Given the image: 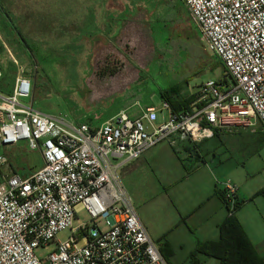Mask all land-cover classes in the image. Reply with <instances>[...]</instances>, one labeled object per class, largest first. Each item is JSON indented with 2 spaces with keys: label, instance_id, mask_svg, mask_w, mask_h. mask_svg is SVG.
I'll return each instance as SVG.
<instances>
[{
  "label": "built area",
  "instance_id": "1",
  "mask_svg": "<svg viewBox=\"0 0 264 264\" xmlns=\"http://www.w3.org/2000/svg\"><path fill=\"white\" fill-rule=\"evenodd\" d=\"M182 1L230 80L206 81L199 106L159 123L154 108L137 118L121 111L92 128L35 108L23 71L9 93L0 92V264H169L140 221L121 168L162 142L196 147L255 120L264 132V0ZM19 144L42 159L28 175L10 169L4 153ZM224 188L233 209L236 187ZM79 204L89 221L74 226ZM66 229L71 236L58 241Z\"/></svg>",
  "mask_w": 264,
  "mask_h": 264
},
{
  "label": "rangeland",
  "instance_id": "2",
  "mask_svg": "<svg viewBox=\"0 0 264 264\" xmlns=\"http://www.w3.org/2000/svg\"><path fill=\"white\" fill-rule=\"evenodd\" d=\"M112 9L125 10L128 23L96 55H89L93 39L84 31L90 20L88 15L92 14L93 31L100 36L108 31L101 15L106 17ZM1 19L26 44L23 41L12 44L4 38L8 45L18 47L15 50L2 48L0 42V92L7 93L23 71L32 79L31 99L35 108L71 123L99 124L129 104L139 101L147 105L152 93L156 95L153 103L159 105L157 95L169 87L184 85L196 90L208 80L219 81L227 76L219 59L209 53L182 0H0ZM1 25L0 36H3ZM141 48H147L148 57L154 58L147 66L139 65L141 79L116 91L112 90L115 81L110 80L111 94L101 95L100 81L109 78L101 72L118 68L127 72L128 57ZM236 134L239 133H229L231 143L226 142L227 147L219 149L220 159L226 166L230 165V169L225 167L220 171L219 177L223 184L230 182L243 190H257L253 201L264 206V138L250 129L245 135ZM4 153L9 168L23 175L42 164L40 154L24 144L7 148ZM187 193L185 190L179 194L186 208L192 205ZM166 195V191L148 186L136 196V201L131 198L135 210L155 230L156 234H151L153 240L157 245L161 239L168 240L174 254L172 264H218L215 258L200 251L203 238L198 232H190L183 225L176 227L181 219L187 224V218H177L178 202ZM75 212L78 222L74 226L89 221L82 205H77ZM260 224V249L264 250V216ZM70 236L71 231L66 229L56 239L64 242ZM83 244L85 241L79 243ZM53 248L54 245L47 246L39 253L47 254Z\"/></svg>",
  "mask_w": 264,
  "mask_h": 264
},
{
  "label": "crops",
  "instance_id": "3",
  "mask_svg": "<svg viewBox=\"0 0 264 264\" xmlns=\"http://www.w3.org/2000/svg\"><path fill=\"white\" fill-rule=\"evenodd\" d=\"M109 12L110 14L106 13V17L105 14L101 15V20L103 23L108 24V31H103L100 36L96 34L97 31H93L92 14L88 15L90 20L86 22L87 26H84V31L86 33L88 31V33L92 35L91 37L93 39L91 41L92 53H89V55H96L97 51L104 45L108 44V40L115 37L119 30L125 28L128 23V21L125 20L127 14L125 10L112 9ZM77 16L80 17L81 15ZM0 23L2 24L1 26H3L2 31L4 36H0V42L3 43L1 44L2 48L5 46V48H14L16 50L18 47L15 48L14 45H8L7 42L16 44L21 43L22 40L18 35L16 36L14 34L12 28L9 27V25L5 26V20L1 19ZM82 24L85 25L84 21H82ZM4 38L7 42H4ZM148 56L147 48L137 49L135 50V53L130 55L127 59V72L126 70L125 72L124 70L123 72H120L119 68L103 70L101 72L102 75H107L109 78L106 82L101 79L100 85H102V87L99 91L100 94L104 96L105 94L108 96L111 94V86L108 84L110 80L115 81V88L112 89H115V91L119 89L122 90V88H124L126 85L140 80L142 72L139 68V65L147 66L154 59L153 57L149 58ZM224 76L221 80H224ZM105 83H107L106 91L104 86ZM204 83L197 87L196 90H191L184 85L169 87L157 95L160 100L159 105L153 103L156 95L155 93H152L147 105H142L139 101H137L127 105L126 108L121 111L126 112L131 118H137L146 109L154 108L157 111L158 120L161 122L162 120L167 119L170 112H178L183 109H192L193 107L199 106L197 104L195 105V102L199 97L201 87ZM228 83H230V81L227 78V84ZM11 90L12 88L7 93H9ZM165 96L168 97L171 102H189H187L185 106L177 108V110L174 111L171 107V104L166 100ZM165 103L169 105V109H165L163 107ZM102 123L93 125L89 123L81 124H87L92 128H96ZM238 128L239 129L235 131L239 134L236 135H245L244 132L250 129L255 131L256 135H260L264 138V132L262 131L261 124L258 120L254 121V125L252 127L240 125ZM229 133L232 132L225 131L196 147L190 142H183L178 146L177 149H175L168 142H162L145 153L140 159L122 167L121 178L127 193L130 194V198L136 201V196L140 194L143 188L148 186L164 190L167 194L166 197L173 199L176 204L178 202L177 218H187V224L181 219L182 222H179L176 227L183 225L187 227L190 232H198L203 238V243L210 240H217L219 237L218 226L228 215L226 205L223 203L218 194L219 190L225 189V184L221 182L219 176L221 175L220 171H224L223 169L225 167L230 169V165L226 166L224 161L220 159L219 149L221 147H227V143L230 142V139H228ZM32 172H28L24 175H28ZM179 186H181V188H178L177 190V187ZM235 187L236 197L239 201L245 202L242 208L237 211L236 216L253 246L262 256H264V250L260 249L259 241L261 234L260 229L262 227L260 224V219L262 216H264V206L256 205L253 201V198H255L254 196L258 193V191L243 190L236 185ZM185 190L188 192V200L192 203V205L188 208L185 207V203L181 202L183 199L179 196V194H184ZM138 212L139 211H136V213ZM137 215L146 228L148 234L153 239L151 234L154 235L156 232L152 225L146 219V217L142 216L140 213ZM161 240L162 241L158 244L161 249V253L164 257L167 256V262L172 264V259L174 256L173 249H171V253V250L168 247L171 245L170 243H167L168 240Z\"/></svg>",
  "mask_w": 264,
  "mask_h": 264
},
{
  "label": "trees",
  "instance_id": "4",
  "mask_svg": "<svg viewBox=\"0 0 264 264\" xmlns=\"http://www.w3.org/2000/svg\"><path fill=\"white\" fill-rule=\"evenodd\" d=\"M18 35L23 41V37L20 34ZM23 42L26 44L25 41ZM219 62L222 64L220 60ZM224 82L227 83V76H224ZM165 98L171 104L174 111H176L177 108L185 106L186 103L189 102H171L168 97L165 96ZM218 194L226 205L228 215L218 226V239L199 244L200 251L215 258L218 264H264V256L253 246L236 216L237 211L242 208L245 202L239 201L236 197L234 208L231 209L229 203L225 199V191L219 190ZM168 247L171 250V247ZM165 259L168 260V257L165 256ZM197 262H199V260H197Z\"/></svg>",
  "mask_w": 264,
  "mask_h": 264
}]
</instances>
